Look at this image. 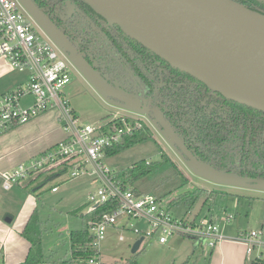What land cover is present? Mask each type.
I'll return each mask as SVG.
<instances>
[{"label": "trees", "instance_id": "16d2710c", "mask_svg": "<svg viewBox=\"0 0 264 264\" xmlns=\"http://www.w3.org/2000/svg\"><path fill=\"white\" fill-rule=\"evenodd\" d=\"M32 1L109 83L128 91H135L140 86L149 106L162 111L195 156L216 169L264 179V112L227 99L203 82L170 66L94 11L85 0ZM234 1L264 13V0ZM68 2L74 6L70 15L67 13ZM60 11L64 16L59 15ZM122 118L133 123L128 116L112 117L109 114L101 118L102 131L106 132V126L122 125ZM149 137V126L143 122L140 129L123 135L119 142L105 149V157ZM161 157L170 168L173 164L170 158L165 154ZM158 165L146 159L139 160L126 170H110L109 175L120 186L142 193L136 189L135 183L152 173ZM71 166L64 163L65 169ZM184 195L187 197L186 193ZM200 197H204L205 203L208 199L213 201L215 194L213 190L198 188L196 198ZM179 200L180 197L174 198L168 208ZM116 205V202L108 201L83 214L86 226L70 231V254L57 264H76L97 255L90 223L98 220L102 213L115 209ZM189 205L193 207L194 202ZM22 233L31 243L22 264H44L41 221L36 212Z\"/></svg>", "mask_w": 264, "mask_h": 264}, {"label": "built area", "instance_id": "2783aa9c", "mask_svg": "<svg viewBox=\"0 0 264 264\" xmlns=\"http://www.w3.org/2000/svg\"><path fill=\"white\" fill-rule=\"evenodd\" d=\"M0 58L12 69L27 74L25 83L0 95V133L42 112L56 109L60 127L66 135L31 164H19L1 171L2 187L11 188L30 171L67 162L72 165L69 168L71 178L89 174L98 179L96 191L89 196L90 201L96 199V202L89 210L108 201L117 203L115 209L102 213L98 220L90 223L97 255L76 264H105L99 257L98 241L104 238L108 227L132 230L136 240L156 235L160 244L180 235L198 242L205 240L213 248L228 238L242 242L254 261L264 259V216L260 229L241 230L228 237L215 218H177L168 208L169 201L150 193H136L112 179L110 168L103 162L105 149L119 142L123 135L140 129L144 121L135 118L130 123L122 118V125L106 126V132L102 131L101 120L81 122L63 91L71 80L64 51L39 28L19 0H0ZM26 98L30 99L29 104L24 103ZM233 217L228 213L219 220L230 222ZM133 221L144 225L136 226ZM118 239L122 241L123 235Z\"/></svg>", "mask_w": 264, "mask_h": 264}, {"label": "water", "instance_id": "95a60500", "mask_svg": "<svg viewBox=\"0 0 264 264\" xmlns=\"http://www.w3.org/2000/svg\"><path fill=\"white\" fill-rule=\"evenodd\" d=\"M87 77L108 98L133 110H145L162 128L193 168L213 179L235 185L264 179L216 169L195 156L170 122L148 99L109 83L70 43L32 0H22ZM98 14L165 60L170 66L203 82L222 96L264 112V13L234 0H85ZM73 5L67 3V13ZM143 237L133 243L135 252Z\"/></svg>", "mask_w": 264, "mask_h": 264}, {"label": "rangeland", "instance_id": "374dc122", "mask_svg": "<svg viewBox=\"0 0 264 264\" xmlns=\"http://www.w3.org/2000/svg\"><path fill=\"white\" fill-rule=\"evenodd\" d=\"M19 1L39 28L45 30L23 1ZM59 15L64 16V13L60 11ZM65 61L70 69L71 80L64 86L63 91L81 122L92 123L110 114L112 117L128 116L133 120L140 118L149 126L151 137L103 158L104 164L110 170H126L134 162L144 159L159 163L152 173L135 183L136 189L142 193L161 196V199L169 202L180 197L181 200L170 206V211L175 217H185L189 220L213 217L223 233H227V228L237 224L242 227L241 230L262 227L264 187L256 184L235 185L202 174L192 167L145 110H133L120 101L108 98L67 53ZM24 101H28V98ZM162 154L173 163L170 168L169 164L162 160ZM98 184L95 175L84 174L59 183L58 191L54 193L45 188L39 194L35 212L41 221L42 251L46 257L44 264H57L60 259L69 256V233L86 226L82 217L96 202L95 199L87 203ZM198 188L213 190L214 200L208 199L203 203L204 197L196 198ZM185 193L187 197H184ZM192 202L193 207L189 205ZM228 213L234 216L230 222L219 220ZM133 223L136 226L144 225L137 221ZM119 235H123L122 241L118 239ZM135 240L136 234L132 230L108 227L104 238L98 241L100 259L106 264H172L175 250L165 249L157 241L156 235L145 236L139 249L132 252L131 247ZM189 241L181 239L180 242L183 245ZM257 264H264V259L257 261Z\"/></svg>", "mask_w": 264, "mask_h": 264}, {"label": "crops", "instance_id": "0c3cea01", "mask_svg": "<svg viewBox=\"0 0 264 264\" xmlns=\"http://www.w3.org/2000/svg\"><path fill=\"white\" fill-rule=\"evenodd\" d=\"M26 80V73L12 69L5 59L0 58V95ZM24 103L29 104L30 99ZM65 137L56 109H49L24 124L0 133V172L19 164H31ZM70 179L69 168L65 169L64 164L30 171L9 189L2 187L0 179V264H22L25 261L31 243L22 232L37 209L39 194L45 188L54 193L58 191L59 183ZM241 229L238 224L233 225L225 229V234L233 236ZM181 239L190 241L182 245ZM160 245L175 250L172 264H257L254 256L246 253L242 242L228 238L210 248L205 240L198 242L174 235Z\"/></svg>", "mask_w": 264, "mask_h": 264}, {"label": "flooded vegetation", "instance_id": "af4514ba", "mask_svg": "<svg viewBox=\"0 0 264 264\" xmlns=\"http://www.w3.org/2000/svg\"><path fill=\"white\" fill-rule=\"evenodd\" d=\"M69 3V2H68ZM73 9H74V6H73ZM40 25V24H39ZM41 28H43V27H41ZM44 29V28H43ZM44 31V33L49 37V38H51L52 40H53V38L51 37V35L50 34H48V32L46 31V30H43ZM64 54H65V56H66V53L64 52ZM131 91V90H130ZM141 91H142V88L140 87V86H137L136 87V90L135 91H131V92H137L138 94H140L141 96H142V94H141ZM144 97V96H143ZM146 98V97H145Z\"/></svg>", "mask_w": 264, "mask_h": 264}]
</instances>
